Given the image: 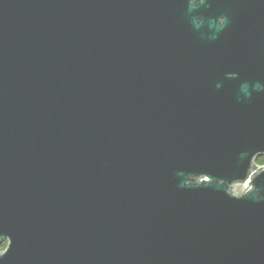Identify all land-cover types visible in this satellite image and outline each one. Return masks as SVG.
<instances>
[{"label":"water","instance_id":"95a60500","mask_svg":"<svg viewBox=\"0 0 264 264\" xmlns=\"http://www.w3.org/2000/svg\"><path fill=\"white\" fill-rule=\"evenodd\" d=\"M260 158L264 0H0V264H264Z\"/></svg>","mask_w":264,"mask_h":264},{"label":"rangeland","instance_id":"374dc122","mask_svg":"<svg viewBox=\"0 0 264 264\" xmlns=\"http://www.w3.org/2000/svg\"><path fill=\"white\" fill-rule=\"evenodd\" d=\"M247 188L248 187L244 184L236 185L235 187H233V193L236 196L241 195L246 191ZM4 250H5V245L0 247V252H2Z\"/></svg>","mask_w":264,"mask_h":264},{"label":"trees","instance_id":"16d2710c","mask_svg":"<svg viewBox=\"0 0 264 264\" xmlns=\"http://www.w3.org/2000/svg\"><path fill=\"white\" fill-rule=\"evenodd\" d=\"M256 167H260V166H263L264 165V158H260V159H258L257 160V162H256Z\"/></svg>","mask_w":264,"mask_h":264},{"label":"flooded vegetation","instance_id":"af4514ba","mask_svg":"<svg viewBox=\"0 0 264 264\" xmlns=\"http://www.w3.org/2000/svg\"><path fill=\"white\" fill-rule=\"evenodd\" d=\"M264 167V165L263 166H260L259 168H263Z\"/></svg>","mask_w":264,"mask_h":264}]
</instances>
